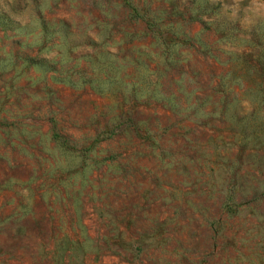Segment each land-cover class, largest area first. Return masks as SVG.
Returning a JSON list of instances; mask_svg holds the SVG:
<instances>
[{
  "label": "rangeland",
  "instance_id": "374dc122",
  "mask_svg": "<svg viewBox=\"0 0 264 264\" xmlns=\"http://www.w3.org/2000/svg\"><path fill=\"white\" fill-rule=\"evenodd\" d=\"M0 264H264V0H0Z\"/></svg>",
  "mask_w": 264,
  "mask_h": 264
}]
</instances>
